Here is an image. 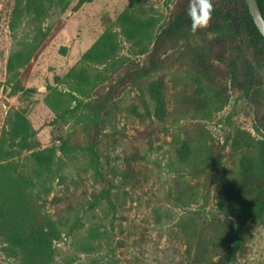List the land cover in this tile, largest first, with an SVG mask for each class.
<instances>
[{
	"label": "rangeland",
	"instance_id": "obj_1",
	"mask_svg": "<svg viewBox=\"0 0 264 264\" xmlns=\"http://www.w3.org/2000/svg\"><path fill=\"white\" fill-rule=\"evenodd\" d=\"M56 1L0 0V264H212L241 225L218 205V184L264 135V44L262 54L216 44L211 16L194 32L189 0ZM100 40L107 52L86 56ZM199 50L215 65L209 79ZM137 66L151 75L121 83ZM203 97L208 117L196 110ZM22 117L34 149L56 151L40 177L15 130ZM23 172L62 230L52 250L24 255L14 242L28 231L2 180ZM241 237L227 264H264V209Z\"/></svg>",
	"mask_w": 264,
	"mask_h": 264
},
{
	"label": "trees",
	"instance_id": "obj_2",
	"mask_svg": "<svg viewBox=\"0 0 264 264\" xmlns=\"http://www.w3.org/2000/svg\"><path fill=\"white\" fill-rule=\"evenodd\" d=\"M90 0H79L84 3ZM242 4H238V0H218L213 1L211 19L217 25L216 35L218 36L216 44H227L241 48L242 51L253 48L263 53L262 43L264 44V36L256 26L253 17L249 11L245 0H239ZM239 2V3H240ZM260 8L264 15V0H258ZM57 4L66 6L68 1L57 0ZM105 43L103 40L96 42L87 52L86 56L100 57L105 54ZM195 65L203 68L206 77L209 79L214 75V63L208 61L203 50H199L194 57ZM152 69L148 67L137 66L120 77L121 83L137 82L141 78L151 75ZM238 70L233 66L225 75L226 91H229L228 85L232 87L238 81ZM203 84V81H201ZM203 86V85H202ZM203 97L197 101L196 110L202 111L204 117L211 114V110L205 104ZM224 100L221 105L226 104ZM208 105V103H207ZM204 110V111H203ZM19 126L15 127L21 135V142L25 144V148L33 149L30 153L34 163L38 165V173L36 177L42 175L41 170L46 172L52 171V166L56 159V151L54 147L37 148L34 142L35 131L32 129L30 121L27 117L20 119ZM259 130V129H258ZM260 131V130H259ZM263 133V131H262ZM259 148L253 155L242 159L239 170L233 176L223 177L217 187V203L223 210L231 213L241 224L237 229L235 241L232 247L223 251L220 257L212 261V264H227L233 259L242 243L241 231L249 219L261 209H264V135L259 139ZM191 147V145H190ZM93 161L95 163L98 175L102 176L100 169V154L95 151L93 145H90ZM186 160V159H184ZM2 192L5 201L19 202L23 207V220L27 227L28 233H16L14 242L18 245L24 255H29L30 249L52 250L54 242L61 238L62 230L58 222L39 212L35 202L31 200V192L35 187V176L26 173H19L18 177L13 180L11 177L2 180ZM110 189L105 190L104 196L110 198ZM30 197V199H29ZM231 208V211L226 210Z\"/></svg>",
	"mask_w": 264,
	"mask_h": 264
},
{
	"label": "clouds",
	"instance_id": "obj_3",
	"mask_svg": "<svg viewBox=\"0 0 264 264\" xmlns=\"http://www.w3.org/2000/svg\"><path fill=\"white\" fill-rule=\"evenodd\" d=\"M211 10V0H189L187 14L192 20V30L194 32L197 28L207 25Z\"/></svg>",
	"mask_w": 264,
	"mask_h": 264
},
{
	"label": "water",
	"instance_id": "obj_4",
	"mask_svg": "<svg viewBox=\"0 0 264 264\" xmlns=\"http://www.w3.org/2000/svg\"><path fill=\"white\" fill-rule=\"evenodd\" d=\"M253 20L261 34L264 36V15L260 8L258 0H245Z\"/></svg>",
	"mask_w": 264,
	"mask_h": 264
}]
</instances>
